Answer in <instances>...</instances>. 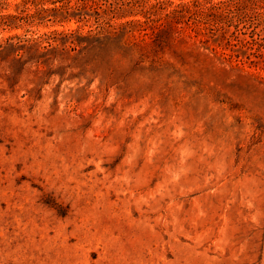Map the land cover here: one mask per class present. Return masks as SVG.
<instances>
[{
    "label": "rangeland",
    "instance_id": "obj_1",
    "mask_svg": "<svg viewBox=\"0 0 264 264\" xmlns=\"http://www.w3.org/2000/svg\"><path fill=\"white\" fill-rule=\"evenodd\" d=\"M162 12L0 0V264H264V48Z\"/></svg>",
    "mask_w": 264,
    "mask_h": 264
},
{
    "label": "trees",
    "instance_id": "obj_2",
    "mask_svg": "<svg viewBox=\"0 0 264 264\" xmlns=\"http://www.w3.org/2000/svg\"><path fill=\"white\" fill-rule=\"evenodd\" d=\"M35 5V11L52 12L59 19L76 18L82 20L92 15L95 23L114 17L141 14L143 18H129L120 22L121 27L128 24L144 26L152 19L158 10H163L162 18L166 19L173 28L184 24L215 22L217 33L211 34L216 44L221 47L234 45L233 40L240 45L247 59L255 54V50L264 48L262 32L264 31V0H156L148 8H142L141 0H22ZM169 3L170 9L160 6ZM159 4V5H158ZM206 29H208L206 27ZM208 35V34H205ZM225 45V46H223ZM254 51L247 52L245 48ZM222 53L227 54L225 51ZM231 55V54H230ZM256 55V54H255ZM240 59V54H234ZM256 60H250L255 63Z\"/></svg>",
    "mask_w": 264,
    "mask_h": 264
}]
</instances>
